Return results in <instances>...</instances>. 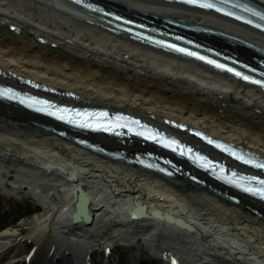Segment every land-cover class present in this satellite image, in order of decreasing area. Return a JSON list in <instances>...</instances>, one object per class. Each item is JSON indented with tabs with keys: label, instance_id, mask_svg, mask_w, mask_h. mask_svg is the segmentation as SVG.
<instances>
[{
	"label": "bare ground",
	"instance_id": "1",
	"mask_svg": "<svg viewBox=\"0 0 264 264\" xmlns=\"http://www.w3.org/2000/svg\"><path fill=\"white\" fill-rule=\"evenodd\" d=\"M252 6L264 9L244 0L242 15ZM121 17L264 65V31L195 3L0 0V165L17 183L43 182L33 191L45 208L35 232L5 223L0 264H23L24 250L34 264L42 248L47 264H90L87 254L140 235L160 264H264V201L233 184L240 169L263 174L238 158L264 159V87L163 48ZM38 106H71L77 122L123 114L146 135L89 131ZM164 131L195 157L166 148L176 142Z\"/></svg>",
	"mask_w": 264,
	"mask_h": 264
},
{
	"label": "rangeland",
	"instance_id": "2",
	"mask_svg": "<svg viewBox=\"0 0 264 264\" xmlns=\"http://www.w3.org/2000/svg\"><path fill=\"white\" fill-rule=\"evenodd\" d=\"M6 171H8V169L0 165V233L3 229H5V223L7 222L10 223L7 225H9V228L12 230L19 229L21 236L26 234L28 231L35 232L39 226V223L37 222L42 216H44L43 214H45V208L42 200L43 197L41 195H37L33 190L40 191L43 182L35 180L31 183L33 187H30V184L23 183L24 180H22V178H19V183L11 180L12 176L9 177L10 173ZM38 186H40V188ZM50 192L52 195L56 192V190L51 189ZM19 203L21 205H18ZM112 235L113 234L106 235V240H110ZM116 241L120 244L121 248L113 251L111 254H106L101 251L99 253L95 252L91 255L87 254V256H84L87 257L90 264H95L96 262L104 264V262L109 259L115 264H160L156 263L153 259H150V256L152 257L151 254L158 253H156L154 249L149 248V244H147L145 236L140 235L137 240L133 242V244H130V242H121L120 240ZM125 244H127V247H125ZM42 249L44 250L41 254L42 256H40V252L39 257H36V259L39 258L40 260L44 257V261L46 262L48 259L45 254L46 249ZM32 251L33 250H24L20 253V256L23 257L24 260L30 256L29 254L34 253ZM119 256L121 257L120 260ZM23 260H21V262L25 264ZM2 264H5V262ZM38 264H42V262Z\"/></svg>",
	"mask_w": 264,
	"mask_h": 264
},
{
	"label": "snow or ice",
	"instance_id": "3",
	"mask_svg": "<svg viewBox=\"0 0 264 264\" xmlns=\"http://www.w3.org/2000/svg\"><path fill=\"white\" fill-rule=\"evenodd\" d=\"M193 3L198 2V0H192ZM211 7H215V5H209ZM185 51H187V49H184ZM195 55H199V53H194ZM205 59H207V57H205ZM213 63H217V61H213ZM221 67H227V65H221ZM232 71H236V69H232ZM240 75H243V73H240ZM247 79H252V77H246ZM261 83H264V81H261ZM5 95H7L8 93H4ZM154 138V137H153ZM235 154V153H233ZM244 157L242 156L241 159H243ZM249 163H254V161L249 160ZM261 167H264V165H260ZM256 179H259L258 177ZM262 184H264V181H262ZM243 186V185H241ZM248 191H255L260 195H264V187H260V188H249Z\"/></svg>",
	"mask_w": 264,
	"mask_h": 264
}]
</instances>
